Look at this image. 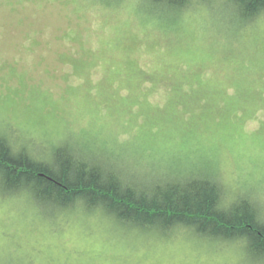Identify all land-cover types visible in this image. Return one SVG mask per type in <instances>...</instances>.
Returning a JSON list of instances; mask_svg holds the SVG:
<instances>
[{"label": "rangeland", "instance_id": "rangeland-1", "mask_svg": "<svg viewBox=\"0 0 264 264\" xmlns=\"http://www.w3.org/2000/svg\"><path fill=\"white\" fill-rule=\"evenodd\" d=\"M141 1L0 0V136L34 155L104 150L137 182L205 167L264 210V19L236 30L215 0L171 24ZM64 212L0 186V264H246L229 246Z\"/></svg>", "mask_w": 264, "mask_h": 264}, {"label": "trees", "instance_id": "trees-1", "mask_svg": "<svg viewBox=\"0 0 264 264\" xmlns=\"http://www.w3.org/2000/svg\"><path fill=\"white\" fill-rule=\"evenodd\" d=\"M213 1L142 0L140 4L150 17L174 24L183 19L186 9ZM222 2L233 12L229 16L236 30L264 19V0ZM82 145L63 141L47 154L34 155L25 148L16 151L0 136V186L11 196L22 195L34 207L48 206L55 213L76 207L98 210L131 233L168 238L180 232L229 246L246 264H264V210L251 195H239L237 189L229 194L215 173L202 172L205 167L137 182L106 166L112 161L96 155L104 150L96 148L87 155Z\"/></svg>", "mask_w": 264, "mask_h": 264}, {"label": "bare ground", "instance_id": "bare-ground-1", "mask_svg": "<svg viewBox=\"0 0 264 264\" xmlns=\"http://www.w3.org/2000/svg\"><path fill=\"white\" fill-rule=\"evenodd\" d=\"M91 212H95V211H91Z\"/></svg>", "mask_w": 264, "mask_h": 264}]
</instances>
